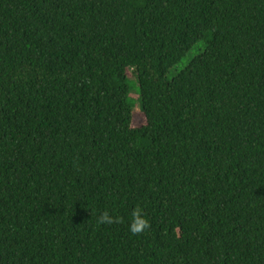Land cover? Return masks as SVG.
Returning <instances> with one entry per match:
<instances>
[{
  "label": "trees",
  "instance_id": "obj_1",
  "mask_svg": "<svg viewBox=\"0 0 264 264\" xmlns=\"http://www.w3.org/2000/svg\"><path fill=\"white\" fill-rule=\"evenodd\" d=\"M0 264H264V0H0Z\"/></svg>",
  "mask_w": 264,
  "mask_h": 264
},
{
  "label": "rangeland",
  "instance_id": "obj_2",
  "mask_svg": "<svg viewBox=\"0 0 264 264\" xmlns=\"http://www.w3.org/2000/svg\"><path fill=\"white\" fill-rule=\"evenodd\" d=\"M203 48L202 47H194L193 49H191L186 56L181 59L179 61V63H177L171 70H169V72L165 75L166 80H170L172 78V76L180 71L181 69H183L187 63L189 62V60L191 58H193L194 56L198 55L200 52H202ZM128 77L132 82H129V86L131 87V97L135 98L136 96L138 97V87L137 84L133 83L134 82V78L130 75V73L128 72ZM138 104V103H137ZM135 103L134 109H133V117H132V125L133 127H137L140 126L144 123V117L142 115V113L140 112V110L138 109V106Z\"/></svg>",
  "mask_w": 264,
  "mask_h": 264
},
{
  "label": "clouds",
  "instance_id": "obj_3",
  "mask_svg": "<svg viewBox=\"0 0 264 264\" xmlns=\"http://www.w3.org/2000/svg\"><path fill=\"white\" fill-rule=\"evenodd\" d=\"M119 219L112 216L109 212H104L98 220L100 224L112 225L118 223ZM150 227L149 221L143 216L142 209L137 207L135 211L131 214L130 222L128 225V231L132 235H139L144 230Z\"/></svg>",
  "mask_w": 264,
  "mask_h": 264
}]
</instances>
